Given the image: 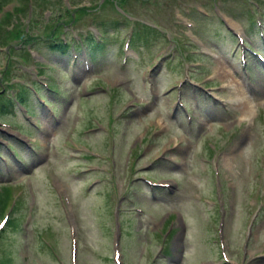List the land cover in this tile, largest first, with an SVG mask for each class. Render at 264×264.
<instances>
[{
	"label": "rangeland",
	"instance_id": "rangeland-1",
	"mask_svg": "<svg viewBox=\"0 0 264 264\" xmlns=\"http://www.w3.org/2000/svg\"><path fill=\"white\" fill-rule=\"evenodd\" d=\"M259 5L0 0V96L33 93L0 125V264H264V69L230 30L264 47ZM92 32L91 69L48 46Z\"/></svg>",
	"mask_w": 264,
	"mask_h": 264
},
{
	"label": "trees",
	"instance_id": "trees-1",
	"mask_svg": "<svg viewBox=\"0 0 264 264\" xmlns=\"http://www.w3.org/2000/svg\"><path fill=\"white\" fill-rule=\"evenodd\" d=\"M52 47L58 48V50L62 51V52H67L68 51V46H66L63 41L60 39L59 41L56 42V44L51 43ZM2 103V101H1ZM4 103H7L5 105H3L2 103V107H3V111L4 113L8 114V112H13L14 111V107L15 104L13 103V101L11 99H5Z\"/></svg>",
	"mask_w": 264,
	"mask_h": 264
}]
</instances>
